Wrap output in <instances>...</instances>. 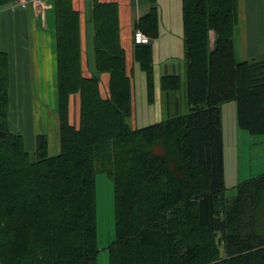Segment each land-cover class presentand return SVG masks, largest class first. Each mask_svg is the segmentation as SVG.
I'll use <instances>...</instances> for the list:
<instances>
[{"label":"trees","instance_id":"obj_1","mask_svg":"<svg viewBox=\"0 0 264 264\" xmlns=\"http://www.w3.org/2000/svg\"><path fill=\"white\" fill-rule=\"evenodd\" d=\"M16 0H0V8ZM55 18L59 153L45 134L32 152L11 130V63L0 50V264H97L96 174L112 180L114 240L108 264H264V173L225 184L221 105L237 128L264 136V59L238 60V0H181L185 79L159 78L163 118L135 127L133 83L115 2L92 1L94 74L81 64L73 0H51ZM153 6L133 44L153 100ZM108 76V92L100 90ZM79 100V122L71 102Z\"/></svg>","mask_w":264,"mask_h":264},{"label":"crops","instance_id":"obj_2","mask_svg":"<svg viewBox=\"0 0 264 264\" xmlns=\"http://www.w3.org/2000/svg\"><path fill=\"white\" fill-rule=\"evenodd\" d=\"M92 1L73 0L74 8L80 15L81 64L82 72L86 76L94 74L93 33L90 23ZM99 1L115 2L119 7L121 44L125 49L129 73L133 75L135 63L133 62L132 35L136 22L149 13L153 6H157L159 16H162L163 21L170 22L169 12H172L173 2L176 3L177 0ZM173 26H175L174 22L165 27L173 28ZM172 31L173 29L164 30L163 35L160 36L164 45L172 43V39L169 37ZM235 45L236 56L240 61L256 59L264 54V0H238V25L235 30ZM0 50L8 54L11 63V109L9 113L11 130L26 136L25 146L27 150L34 149L33 138L39 135V132L44 134L46 129L49 138L51 133L54 134L55 143L59 147V122L56 110L57 95L55 87V18L52 4L49 3L44 10H34L31 7L27 9H11L8 6L0 8ZM159 52L161 53V50L153 45L154 66ZM50 84L51 95L49 91ZM36 86L39 90V100L45 99L46 107L49 108L50 106V118L47 121V127L44 121V113L41 116V131H39L38 123L31 118V102L33 99L31 94H35ZM156 88L157 92H160L159 87ZM75 99L78 98H73L71 105ZM77 101L76 106L79 107V100ZM160 105L159 98L158 107ZM70 114L73 116L71 112ZM71 122H73L72 118ZM263 139H261V142H264ZM259 140L257 142H260ZM48 147L49 152H51L49 139ZM244 158L246 160V171H248L244 177L245 180L264 173V150H253L251 148L247 154H244Z\"/></svg>","mask_w":264,"mask_h":264},{"label":"rangeland","instance_id":"obj_3","mask_svg":"<svg viewBox=\"0 0 264 264\" xmlns=\"http://www.w3.org/2000/svg\"><path fill=\"white\" fill-rule=\"evenodd\" d=\"M169 16L170 22L163 21L162 16H159L158 36L153 40V45L160 49L161 53L159 52V54H157V60L154 66L155 68L153 70L154 94L152 101H149L147 98L145 73L140 70L137 64H135L133 75L131 74L133 83V116L130 122L133 126L138 128L157 123L161 120V118H163V114L161 113V105L158 107L161 94L160 92H157L156 88L159 87L160 76L162 74H178L183 81L185 79L181 0H177L176 3L173 2V9L171 13L169 12ZM173 22L175 23L173 28L165 27L169 26ZM167 29H173L172 34L169 36L172 39V43L164 45L160 36L163 35L164 30ZM164 46L166 50L164 49ZM256 59L257 61L264 59V54H261ZM129 72L130 71L128 68V73ZM100 90L103 96L107 95L108 82L106 74H100ZM49 91L51 95V84L49 85ZM31 95L33 98L31 102V118L34 122L38 123L39 131H41V116L44 113V121L46 122L47 127V121L50 118V106L49 108L46 107L45 99L42 101L39 100V90L37 86L35 94L33 95L32 93ZM74 98H78V96H74ZM77 100L78 99H75L71 105V113L73 115L71 118L75 124H78L79 122V107L76 106V102H78ZM221 117L222 142L225 154V184L226 187L230 188L226 191V196L231 198L235 194V190L232 189V187L240 182H243L245 180L244 177L248 172L246 171V160L244 158V154H247L251 148H253V150H264V142H261V139H263L264 136L250 135L244 133L243 131L240 133L241 130H239L236 125V105L234 101L224 102L221 105ZM39 134L43 133L39 132ZM44 134H46V137L49 139L50 153L52 155H57L59 153V147L58 144L55 143L54 134L51 133L49 138L47 129ZM22 136L25 143L26 136L24 134H22ZM258 139H260V142H257ZM34 141L35 138H33V143ZM28 151L32 152V150ZM96 215L97 240L100 249L96 263L108 264V250L106 247L114 240V205L112 180L104 173L96 174Z\"/></svg>","mask_w":264,"mask_h":264},{"label":"built area","instance_id":"obj_4","mask_svg":"<svg viewBox=\"0 0 264 264\" xmlns=\"http://www.w3.org/2000/svg\"><path fill=\"white\" fill-rule=\"evenodd\" d=\"M50 1L51 0H16L8 4V7L11 9H27L28 7H31L34 10H44ZM133 41L136 44H148L150 39L142 31L135 30L133 32Z\"/></svg>","mask_w":264,"mask_h":264}]
</instances>
